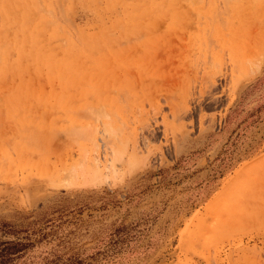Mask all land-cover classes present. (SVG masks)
Wrapping results in <instances>:
<instances>
[{
	"label": "rangeland",
	"instance_id": "374dc122",
	"mask_svg": "<svg viewBox=\"0 0 264 264\" xmlns=\"http://www.w3.org/2000/svg\"><path fill=\"white\" fill-rule=\"evenodd\" d=\"M0 55L11 264H264V0H0Z\"/></svg>",
	"mask_w": 264,
	"mask_h": 264
},
{
	"label": "trees",
	"instance_id": "16d2710c",
	"mask_svg": "<svg viewBox=\"0 0 264 264\" xmlns=\"http://www.w3.org/2000/svg\"><path fill=\"white\" fill-rule=\"evenodd\" d=\"M6 228H8L7 224L0 223L1 236L17 234L13 231L6 230ZM30 246L31 245L29 243H23L21 241H0V264H11L16 259L21 258Z\"/></svg>",
	"mask_w": 264,
	"mask_h": 264
},
{
	"label": "bare ground",
	"instance_id": "6f19581e",
	"mask_svg": "<svg viewBox=\"0 0 264 264\" xmlns=\"http://www.w3.org/2000/svg\"><path fill=\"white\" fill-rule=\"evenodd\" d=\"M42 13V12H41ZM48 17H51V16H48ZM28 23V20L27 19H25L24 18V24H27ZM35 37L37 38L38 37V35L37 34H35ZM2 57H1V55H0V61L2 60L1 59ZM93 60V59H92ZM95 60H98L97 58H95ZM109 60V59H108ZM56 61H54V62H49L48 61V59H46V63H47V66L49 67V69L51 70V72H53L56 68H57V63H55ZM0 64H2L3 65V67H5L4 66V64L3 63H0ZM5 68H8L9 69V67H5ZM68 68V67H67ZM69 70V69H68ZM67 71V70H66ZM2 81H4V82H6V81H8V79H7V76L6 75H3V76H1V78H0ZM1 86V85H0ZM3 86V85H2ZM17 89V88H16ZM14 92V91H13ZM18 93V92H17ZM13 95V94H12ZM168 103V102H167ZM172 108V107H171ZM172 111H173V109H172ZM175 113V112H174ZM106 145V144H105ZM108 150V149H107ZM98 165H100V163H99V161H96L94 164H93V168L89 171V172H87L88 173V176H91V177H93V176H95L97 173H99V171H98ZM108 165V164H107ZM101 166V165H100ZM103 168V167H102ZM106 167L104 166V169H105ZM81 173V172H80ZM72 174V173H71ZM78 174H79V172H78ZM84 172H82V176L84 177ZM217 216V215H216ZM215 216V217H216ZM227 216V215H226ZM234 216V215H233ZM238 218H239V216H237ZM236 217V218H237ZM218 218L219 219H217V220H220V217L218 216ZM235 218V217H234ZM237 218V219H238ZM212 219V218H211ZM225 219H230V220H232V218L230 217L229 218V215L227 216V218L225 217ZM224 220V219H223ZM235 220V219H234ZM213 221V220H212ZM216 221V220H215ZM225 221V220H224ZM227 221V220H226ZM225 221V222H226ZM219 222V221H218ZM225 222L223 223V224H225ZM228 222V221H227ZM216 223V222H215ZM216 224H218V223H216ZM220 224V223H219Z\"/></svg>",
	"mask_w": 264,
	"mask_h": 264
}]
</instances>
